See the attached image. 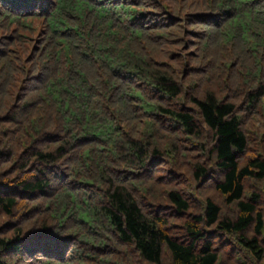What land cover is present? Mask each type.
Returning <instances> with one entry per match:
<instances>
[{"label": "trees", "instance_id": "16d2710c", "mask_svg": "<svg viewBox=\"0 0 264 264\" xmlns=\"http://www.w3.org/2000/svg\"><path fill=\"white\" fill-rule=\"evenodd\" d=\"M0 264H264V0H0Z\"/></svg>", "mask_w": 264, "mask_h": 264}]
</instances>
